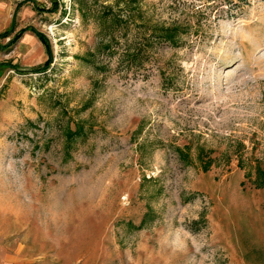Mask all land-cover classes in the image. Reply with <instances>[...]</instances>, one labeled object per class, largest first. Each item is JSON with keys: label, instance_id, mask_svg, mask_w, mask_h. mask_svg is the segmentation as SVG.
I'll return each mask as SVG.
<instances>
[{"label": "rangeland", "instance_id": "obj_1", "mask_svg": "<svg viewBox=\"0 0 264 264\" xmlns=\"http://www.w3.org/2000/svg\"><path fill=\"white\" fill-rule=\"evenodd\" d=\"M54 1L0 0L1 262L264 264V0Z\"/></svg>", "mask_w": 264, "mask_h": 264}, {"label": "trees", "instance_id": "obj_2", "mask_svg": "<svg viewBox=\"0 0 264 264\" xmlns=\"http://www.w3.org/2000/svg\"><path fill=\"white\" fill-rule=\"evenodd\" d=\"M31 3H33V2H31ZM58 3H57V1L55 0L54 1V9H57L58 8ZM43 10V9H42ZM39 11H41V10H39ZM13 23H14V21H13ZM12 23V27L14 26V24ZM12 29V28H11ZM10 29V30H11ZM25 32H33V33H35L36 34V36L39 38V39H41L42 41H43V43L46 45V39H45V37H44V35L40 32V31H38L37 29H35L33 26H30V27H25V28H23V29H21L20 31H19V33L17 34V37H16V39L14 40V42L17 40V39H19ZM9 33H7V32H5V33H3L2 35H0L1 37H3V36H7ZM156 39H160V40H164V41H168L169 43H171V45L173 44V42H174V40H173V38H172V36H168V35H158L157 37H155ZM14 42H12L10 45H12ZM175 43V42H174ZM142 52V50L141 51H138L136 54H134L133 55V59H132V62L133 63H136L137 62V60L140 58V54H142L141 53ZM141 59V58H140ZM139 59V60H140ZM141 61V60H140ZM49 64V63H48ZM6 66H11V65H7L6 64ZM48 66V65H47ZM0 67H1V65H0ZM9 68H12V70H16L17 68L16 67H14V66H11V67H9ZM35 70V69H34ZM37 70H39V68H37ZM41 70V69H40Z\"/></svg>", "mask_w": 264, "mask_h": 264}, {"label": "crops", "instance_id": "obj_3", "mask_svg": "<svg viewBox=\"0 0 264 264\" xmlns=\"http://www.w3.org/2000/svg\"><path fill=\"white\" fill-rule=\"evenodd\" d=\"M6 262H9L8 260H4V262H1L0 260V264H5Z\"/></svg>", "mask_w": 264, "mask_h": 264}]
</instances>
